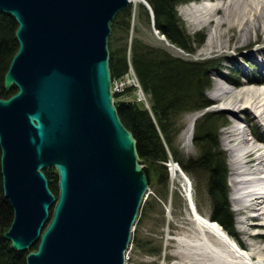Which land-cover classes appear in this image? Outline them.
Listing matches in <instances>:
<instances>
[{"label": "water", "instance_id": "water-1", "mask_svg": "<svg viewBox=\"0 0 264 264\" xmlns=\"http://www.w3.org/2000/svg\"><path fill=\"white\" fill-rule=\"evenodd\" d=\"M131 3L0 0L17 42L0 98L3 237L25 264L125 263L150 185L111 89V22Z\"/></svg>", "mask_w": 264, "mask_h": 264}, {"label": "trees", "instance_id": "trees-1", "mask_svg": "<svg viewBox=\"0 0 264 264\" xmlns=\"http://www.w3.org/2000/svg\"><path fill=\"white\" fill-rule=\"evenodd\" d=\"M153 11L149 14L141 2L138 7L147 22L153 19V26L171 43L186 52L193 53L191 39L181 29L176 6L181 0H146ZM133 4L116 13L111 22L108 38L109 68L112 78L123 76L130 62L143 92L150 101V110L135 102L116 101L121 95L114 94V103L119 118L136 140L138 155L148 168L149 175L158 183L156 195L166 197L169 173L166 162L176 160L185 173L192 176L204 172L207 177V193L211 201L212 221L220 224L231 236L234 232V214L228 201L227 166L224 151L219 143V130L226 126V119L219 111H205L194 122L192 142L198 155L183 158L174 142L183 125L181 117L188 112H202L213 104L207 97L212 87L209 71L215 65L212 60H184L171 56L157 47L142 43L131 37ZM14 19L0 12V98L8 97L15 89H3V77L10 60L17 50L14 37ZM130 42L128 43V40ZM203 39L197 42L201 43ZM129 90V89H128ZM159 171V172H157ZM50 189L56 194V176L45 172ZM157 178H159L157 180ZM0 174V264H25V253L14 251L3 232L12 220V210L2 193ZM164 185V192L160 191ZM159 197V196H158ZM156 198H152L153 201ZM144 202V201H143ZM147 202L148 206L151 203ZM143 204V203H142ZM143 207L146 212V207ZM142 207V205H141ZM131 243V241H130Z\"/></svg>", "mask_w": 264, "mask_h": 264}, {"label": "rangeland", "instance_id": "rangeland-1", "mask_svg": "<svg viewBox=\"0 0 264 264\" xmlns=\"http://www.w3.org/2000/svg\"><path fill=\"white\" fill-rule=\"evenodd\" d=\"M201 1L202 0H181V3L176 6L177 16L181 22V29L191 39L189 45L194 49L192 54L171 43L153 26L151 21H146L145 16H142V12L139 10V0L135 4L131 3L133 4L131 37H136L142 43L157 47L171 56L180 57L184 60H212L213 63H215L214 67L209 71L212 87L206 93L209 100L213 101V104L202 112H188L182 115L181 123L183 128L175 140L174 145L177 147L181 157L185 159L190 157L196 158L198 151L192 142L193 131L190 138L184 133L190 118L194 117L196 120V118H198L203 112L209 110L221 112V116L226 119L227 123L226 126L219 130V143L226 158L225 161L228 170L227 185L229 188L228 201L230 209L234 214L235 236H229L236 237L243 243L251 241L263 243L264 240L262 239L250 240L247 234L249 230H241L244 224L238 222L239 217H244L245 213L244 208H238L236 203L232 200V185H230L229 181L232 170L229 162L230 156L227 149L228 146L225 144L227 136L224 132L230 128L233 123L232 112L228 109H224L221 106L222 100L216 98V96L220 93L219 90L217 91L218 83L233 87L236 91L240 90L238 87H242L244 90H247V88L254 90L264 89V33L262 32L261 27H259L257 31L253 30L251 39L243 44L239 42L236 43V37L233 39L234 41L226 39L229 37V34L227 33L224 47L218 46L217 39H213L212 42L208 44L207 41H209L210 32H213V23H210L209 21L193 23L190 21L191 14L188 12L196 6H201L203 3ZM225 1L228 2L229 0H210L206 3L213 4ZM219 14L220 12L217 15ZM232 32H234V30H231V33ZM201 38L203 41L198 43L197 41ZM129 42L130 39L128 40V43ZM131 77L132 76L129 74L126 79L129 80ZM246 77H258L261 79V83L240 86L234 84L236 80L241 81V79L244 80ZM116 101L135 102L146 108L145 105L137 100L135 90H129L126 94L118 97ZM148 107L150 109L149 98ZM239 115L243 117L241 119V121L243 120V126L246 128L249 126L251 133L253 132L257 136L260 135L261 137H264V129L255 120H251L253 118L252 114L248 113L246 115L244 113ZM244 118H246V121ZM228 139L231 140L230 137ZM171 161L179 166H177L179 174L174 178H171V162H166V167L169 173V181L167 182L168 184H166L168 191L166 197L164 196V193L159 194V197L156 195V190L159 189L155 178L157 173H155V177L150 176L148 168L143 164L150 179L149 189L144 202L149 200L148 203L152 202V204H150L151 206H148L147 202L145 204L143 202L142 207L139 210L138 218L132 231L131 243L125 254L124 264H187L184 260L182 261L175 252L184 249V245L179 244L178 242L181 241L180 239L185 240V235L188 233L186 231L197 227V222L193 215V208L191 206L192 201L199 213L207 218H210L211 216V201L207 193V177L205 173L199 172L197 175L194 174V176H192L182 170L179 162L173 159ZM48 171L50 174L54 175L53 168L45 170V172ZM158 179L159 178H157V180ZM183 179L184 181L188 179L187 181L191 184L192 201L187 197ZM163 190L164 185H161L160 191L164 192ZM153 197L156 199L150 201ZM146 204V209L148 210L144 212L145 209H143V207H145ZM225 248L229 249L228 247ZM244 248L247 247L244 246ZM209 262L210 260L206 263L209 264Z\"/></svg>", "mask_w": 264, "mask_h": 264}, {"label": "bare ground", "instance_id": "bare-ground-1", "mask_svg": "<svg viewBox=\"0 0 264 264\" xmlns=\"http://www.w3.org/2000/svg\"><path fill=\"white\" fill-rule=\"evenodd\" d=\"M137 1L131 0L134 4ZM188 12L193 23H213L208 44L217 39L218 46L224 47L226 39L233 40L235 37L236 43L243 44L251 39L252 31H257L259 27L264 33V0L202 3ZM231 30L234 32L231 33ZM227 33L229 37L226 38ZM260 83L261 79L258 77H246L241 81L236 80L234 84L240 86ZM238 88L240 90L236 91L233 87L218 83L217 91L220 93L216 96L222 100L221 106L232 112L233 118L230 128L224 131L232 170L229 179L232 185L231 195L238 208H244L245 216L238 219L239 223L244 224L241 230H249L247 234L250 240H264V137L251 133L249 126H243V117L239 115L252 114L253 118L250 119L264 129V89ZM194 121V117H191L184 132L188 138L191 137ZM170 162L171 178H174L179 174V169L178 165L171 160ZM187 180L183 179L185 190L192 201L191 184ZM193 204L192 201L197 227L186 231L188 233L185 240L180 239L178 242L184 245V249L175 252L182 261L187 264H208V260L209 264H264V242L243 243L236 237L229 236V232L226 233L219 223L199 213Z\"/></svg>", "mask_w": 264, "mask_h": 264}, {"label": "built area", "instance_id": "built-area-1", "mask_svg": "<svg viewBox=\"0 0 264 264\" xmlns=\"http://www.w3.org/2000/svg\"><path fill=\"white\" fill-rule=\"evenodd\" d=\"M129 74L132 77L131 79L127 80L126 78L129 76ZM111 89L114 93H117L119 95H124L129 90L131 91L135 90L137 100L140 101V103H142L143 105H145L146 109L147 108L149 109L148 98H147L148 96L146 97V94L143 92L129 61H128V71L121 77L112 78Z\"/></svg>", "mask_w": 264, "mask_h": 264}]
</instances>
